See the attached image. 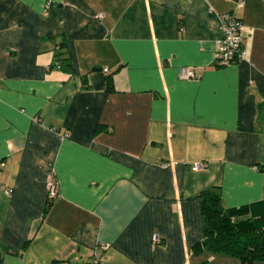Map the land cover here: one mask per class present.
<instances>
[{
	"label": "crops",
	"instance_id": "1",
	"mask_svg": "<svg viewBox=\"0 0 264 264\" xmlns=\"http://www.w3.org/2000/svg\"><path fill=\"white\" fill-rule=\"evenodd\" d=\"M0 163V264H241L194 245L204 189L264 202V0H0Z\"/></svg>",
	"mask_w": 264,
	"mask_h": 264
},
{
	"label": "trees",
	"instance_id": "2",
	"mask_svg": "<svg viewBox=\"0 0 264 264\" xmlns=\"http://www.w3.org/2000/svg\"><path fill=\"white\" fill-rule=\"evenodd\" d=\"M58 47L62 44H56ZM55 54L54 66L70 69L68 58ZM203 239L194 248H208L212 252L228 254L250 264L264 259V202L259 204L223 207L216 187L200 193ZM52 200L45 201L48 210Z\"/></svg>",
	"mask_w": 264,
	"mask_h": 264
},
{
	"label": "built area",
	"instance_id": "3",
	"mask_svg": "<svg viewBox=\"0 0 264 264\" xmlns=\"http://www.w3.org/2000/svg\"><path fill=\"white\" fill-rule=\"evenodd\" d=\"M239 7L243 0H234ZM48 4V3H47ZM209 13H212V10H208ZM103 14L97 16L100 18ZM218 18L219 30L221 32L220 38L217 40L215 45V53H214V62L219 66H227L230 63H235L243 59L245 54V49H243L241 37H240V24L241 21L235 17L230 12L228 13H219L216 14ZM104 71L107 72V68H104ZM178 77L181 80L184 79H195L197 74H195L193 67L191 66H183L177 72ZM3 165L0 163V166ZM202 164L194 163L190 168L193 170H198L202 168ZM46 201L53 200L57 195V183L55 178L52 175H49L46 180ZM8 194L9 192L6 191ZM156 241V237H153Z\"/></svg>",
	"mask_w": 264,
	"mask_h": 264
}]
</instances>
